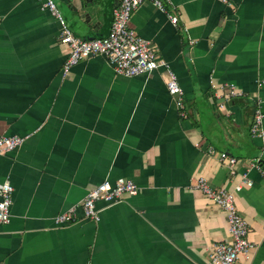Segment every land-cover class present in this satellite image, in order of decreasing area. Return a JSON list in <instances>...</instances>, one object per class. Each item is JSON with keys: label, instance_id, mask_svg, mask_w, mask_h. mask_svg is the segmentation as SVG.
<instances>
[{"label": "crops", "instance_id": "1", "mask_svg": "<svg viewBox=\"0 0 264 264\" xmlns=\"http://www.w3.org/2000/svg\"><path fill=\"white\" fill-rule=\"evenodd\" d=\"M77 36L108 34L120 0H53ZM168 15L145 2L130 26L169 64L184 91V115L167 91L164 67L131 77L90 55L61 73L68 47L41 0H0V134L26 135L0 154V184L13 186L0 224V264H207L229 240L224 212L193 185L199 177L231 190L254 243L236 264H264V0H169ZM211 84L243 91L218 108ZM225 151L237 159L220 162ZM257 160L261 171L250 165ZM262 172V173H261ZM131 179L136 194L100 219L58 225L104 179Z\"/></svg>", "mask_w": 264, "mask_h": 264}, {"label": "built area", "instance_id": "2", "mask_svg": "<svg viewBox=\"0 0 264 264\" xmlns=\"http://www.w3.org/2000/svg\"><path fill=\"white\" fill-rule=\"evenodd\" d=\"M145 2L151 3L165 12L173 23L178 22V17L168 11L169 0H120L113 9V18L108 34L102 37L85 38L75 35L66 26L53 0H41V7L60 22V42L68 47L67 56L61 67L62 75L68 74L74 64L90 55H103L115 73L127 77L149 72L161 66L167 73L165 81L167 91L173 96L180 114L184 115V91L177 75L167 61L157 55L151 42L141 37L129 24L133 11ZM211 89L212 95L219 98L217 106L220 109L224 108L229 100L243 95V91L234 84H211ZM262 121L263 115L257 107L253 112L250 124L252 135L264 136ZM28 136V134H0V154L14 150ZM207 150L210 154L216 152L212 146H209ZM216 153L218 160L226 163L229 167H233L237 162L234 156L225 151ZM250 165L261 171L257 160L251 161ZM244 184L247 186L253 184L246 174H242L241 182L236 183L231 190L224 187H212L204 177H199L193 185L224 212L230 237L229 240L216 242L212 246L207 264H236L240 256L248 255V252L255 248L254 243L248 239L249 225L240 215L235 203L236 193L242 189ZM139 191L140 187L131 179L119 177L114 183L104 179L90 189L78 204L71 205L56 214L54 222L58 225H65L76 221L78 219L77 208L81 209L83 218L98 221L100 209L96 208V201L103 200L107 205H112L119 202L123 194L132 195ZM12 192L13 186L9 180H4L0 184V224H6L10 220Z\"/></svg>", "mask_w": 264, "mask_h": 264}, {"label": "water", "instance_id": "3", "mask_svg": "<svg viewBox=\"0 0 264 264\" xmlns=\"http://www.w3.org/2000/svg\"><path fill=\"white\" fill-rule=\"evenodd\" d=\"M86 38H94V37H90V36H88V37H86Z\"/></svg>", "mask_w": 264, "mask_h": 264}]
</instances>
